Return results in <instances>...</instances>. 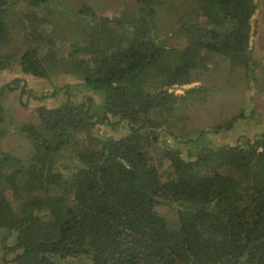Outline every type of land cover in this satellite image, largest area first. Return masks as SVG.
Listing matches in <instances>:
<instances>
[{"label": "trees", "instance_id": "trees-1", "mask_svg": "<svg viewBox=\"0 0 264 264\" xmlns=\"http://www.w3.org/2000/svg\"><path fill=\"white\" fill-rule=\"evenodd\" d=\"M258 7L257 0H137L126 15L83 4L63 16L49 0H0V48L16 29L23 73L72 74L103 97L101 114L92 97L39 106L37 120L17 130L33 146L25 161L0 146L3 264H264V137L197 145L209 132L231 130L241 117L234 116L197 138H176L190 101L205 99L207 88L169 91L212 62L256 79ZM162 9L178 25V44L161 35ZM16 90L32 92L21 78L0 87V140L3 97ZM124 121L125 135L79 140L97 123Z\"/></svg>", "mask_w": 264, "mask_h": 264}, {"label": "rangeland", "instance_id": "rangeland-1", "mask_svg": "<svg viewBox=\"0 0 264 264\" xmlns=\"http://www.w3.org/2000/svg\"><path fill=\"white\" fill-rule=\"evenodd\" d=\"M50 4L57 8L55 14L70 12L79 6L87 4L93 7L99 15L110 17L126 15L137 10V0H49ZM185 2V0H180ZM190 1V0H189ZM259 7L254 14L257 23L256 33L253 39V52L257 66L253 75L248 80L245 70L236 69L228 72L227 62L221 64L212 62L206 68L194 72V81L190 84L171 87L169 91L177 94L184 93L187 89L196 87L201 92L207 88L206 98L203 100H191L186 111V120L177 126L174 137L197 138L200 130L224 122L234 116H241L231 130L218 134L209 132L198 142V146H218L226 143L235 144L238 141L249 138L251 140L264 137V92L260 90L264 77V0H257ZM24 10L17 9L14 14ZM26 10V9H25ZM161 10V8H160ZM163 10V9H162ZM160 14L161 35L170 38V43L178 44L181 36L177 34L178 25L170 17L169 12L163 10ZM64 16V15H63ZM11 43L0 48V87L3 84L21 78L27 85L31 94L21 97V91H7L3 97L5 109V121L2 128L5 130L0 146L7 152L14 154L25 161L33 154V146L30 141L18 133L21 124L30 120H37L36 109L45 105L49 108H57L67 100L74 103L85 101L92 97L94 102L92 111L96 114L103 113V97L100 91L94 90L83 84V81L72 74H55L50 79H40L32 74H25L20 67L22 49L20 47L21 35L13 29L11 31ZM12 53V54H11ZM11 56V57H9ZM225 63V64H224ZM55 88H62L56 96L42 98L45 93L53 92ZM198 92V93H199ZM115 122V118H111ZM129 125L122 122L117 128L109 124L97 123L92 129L80 134L79 140H85L89 134H101L103 136L119 137L127 134ZM182 138V137H181ZM69 150L66 155L72 154ZM168 170V166L166 167ZM167 175L164 174V178ZM160 211L177 222L175 209L170 206H160ZM7 229L0 228V264H3L2 240ZM14 242L9 240V244Z\"/></svg>", "mask_w": 264, "mask_h": 264}]
</instances>
